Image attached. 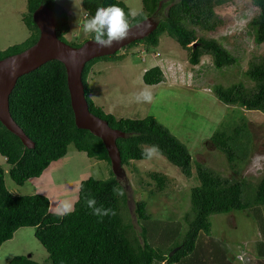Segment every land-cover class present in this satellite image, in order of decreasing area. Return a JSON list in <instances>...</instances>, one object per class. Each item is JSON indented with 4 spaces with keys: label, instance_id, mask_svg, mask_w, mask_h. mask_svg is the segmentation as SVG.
Instances as JSON below:
<instances>
[{
    "label": "trees",
    "instance_id": "1",
    "mask_svg": "<svg viewBox=\"0 0 264 264\" xmlns=\"http://www.w3.org/2000/svg\"><path fill=\"white\" fill-rule=\"evenodd\" d=\"M141 1V15L135 19L129 17L130 24L147 16L155 18L164 5L168 7L157 19V27L143 39L137 40L138 43H143L147 48L157 46L160 35L166 33L187 51V60L193 66L199 64L203 55L211 57L216 70L237 64L238 57L221 42L197 35L199 30H215L221 21L214 15L215 7L233 0H175L171 4H166L167 0ZM252 3L258 11L249 20L248 33L257 44H264V0H252ZM40 4L56 13V35L59 39L75 47L92 39L87 34L79 41L74 33L76 41H66L65 35L71 27L67 10L55 0H26L22 20L30 35L23 42L0 50V59L24 50L37 40L39 31L32 19V12ZM109 5H118L125 13L129 12L123 0H84L82 11L90 16L95 14L98 7ZM122 56L115 53L85 64L82 81L90 112L125 133L124 137L116 139L122 166L129 165L132 160L145 159L142 157L145 146L158 145L161 154L184 176L190 177L192 158L188 149L152 115L140 119H116L90 98L92 88L88 81L94 74L93 65L100 60L119 61ZM245 76L252 85L246 86L244 82L214 85L215 95L226 103H239L247 110L264 113V55L257 61L249 62ZM163 79L162 70L157 65L144 70L142 74V81L146 85H156ZM9 111L34 146H25L0 122V155L8 164L7 171L0 164V246L11 239L20 227H33L35 238L47 252L46 262L49 264H208L205 253L215 245L205 243L200 235H209L210 215L237 210L246 211L257 224L261 239L254 242L252 254L258 260L264 259V174L257 181L250 182L245 178L238 179L235 176L237 169L233 176L224 177L197 162L195 177L198 184L190 189V212L187 210L183 214L182 221L172 219L162 227L163 223L161 226L151 224L152 218L146 213V204L140 200L136 202L137 222L144 226L139 233L126 214L125 190L111 169L105 179L88 177L81 180L74 202L75 210L60 218L52 214L46 195L11 194L5 186V173L21 186L29 178L40 177L52 161L65 156L70 144L88 157L105 161L111 167L102 140L75 124L64 65L58 60H50L20 76L9 95ZM251 141L250 130L242 124L220 127L206 142L222 152L229 163L239 165L245 161ZM149 176L154 179L157 189L164 187L163 175L150 173ZM113 187L122 189L124 195L116 196ZM86 196L95 197L97 206L114 209L116 215L102 218L93 215L92 209L85 203ZM145 233L150 237L146 238ZM153 238L160 245H155ZM173 248H177L176 251L168 256ZM227 253L228 250L215 248L213 258L223 264H231ZM6 264L41 263L29 255H15Z\"/></svg>",
    "mask_w": 264,
    "mask_h": 264
},
{
    "label": "rangeland",
    "instance_id": "2",
    "mask_svg": "<svg viewBox=\"0 0 264 264\" xmlns=\"http://www.w3.org/2000/svg\"><path fill=\"white\" fill-rule=\"evenodd\" d=\"M55 1L67 10L70 19L71 27L65 40L76 41V35L79 41L86 37L79 23L82 24L84 20L82 8L76 12L72 0ZM123 1L129 10H142L141 0ZM174 1L167 0L166 4ZM167 7L164 5L161 12L155 15L156 20L165 13ZM25 10L26 0H0V50L23 42L30 35L22 20ZM257 11L252 0L224 3L215 7L214 15L221 20L215 30L197 32L198 36L218 40L238 57L237 64L222 70L214 68L209 55H203L198 65H191L187 60V51L166 33L160 35L157 46L147 48L143 43L129 44L121 60H100L93 65L94 74L88 83L95 105L103 107L106 113L118 119H140L152 115L186 146L192 158L190 177L184 176L162 154L151 160H132L129 165H123L117 178L125 190L126 214L139 233L144 226L137 222L136 202L140 200L146 204V213L152 218L151 224L161 226L163 223L162 227L172 219L182 221L183 214L187 210L190 212V189L198 184L195 177L197 162L224 177L233 176L237 169L235 176L250 182L257 181L264 174V113L247 110L239 103H226L213 91V86L219 84L226 86L244 82L246 86L252 85L245 76V70L250 61H257L264 55V44H257L248 33L249 20L256 16ZM140 45L146 50L142 60L131 57V52ZM156 52L160 55L156 56ZM169 60H172L173 65L168 64ZM156 65H162L163 81L156 85H145L142 81L144 70ZM144 88L152 93L153 100L150 103L137 102L135 99V94ZM242 124L250 130L252 141L246 151L245 161L236 165L229 163L222 152L206 141L220 127ZM0 164L8 170L2 155ZM110 170L107 162L90 158L70 144L65 156L52 161L40 177L29 178L20 186L6 172L5 186L13 195H46L50 207H53L62 200L74 203L81 180L88 177L105 179ZM150 173L164 176L165 183L161 190L155 186ZM150 191L154 193L150 194ZM252 218L246 211L237 210L210 215V233L208 236L205 233L200 235L202 241L215 245L205 253L208 264H223L213 258L215 248L228 250L231 264H264V259L258 260L252 254L254 242L261 239ZM145 237L150 236L145 233ZM153 243L160 245L155 238ZM15 255H29L41 264H49L46 262L47 252L35 238L33 227H20L11 239L0 246V264H6Z\"/></svg>",
    "mask_w": 264,
    "mask_h": 264
},
{
    "label": "water",
    "instance_id": "3",
    "mask_svg": "<svg viewBox=\"0 0 264 264\" xmlns=\"http://www.w3.org/2000/svg\"><path fill=\"white\" fill-rule=\"evenodd\" d=\"M32 19L39 31L37 40L24 50L0 59V122L18 136L25 146L29 148L34 146V142L11 116L9 95L20 76L47 61L58 60L65 67L66 83L76 126L90 131L102 140L110 158L112 172L115 176H119L122 166L116 139L124 137L125 133L112 128L106 120L89 111L82 70L91 59L111 55L121 47L144 38L157 27V20L147 16L130 25L128 38L114 43L111 48H99L92 39L86 40L77 47L59 39L56 35L57 15L44 4H40L32 12ZM176 249L173 248L168 256H171Z\"/></svg>",
    "mask_w": 264,
    "mask_h": 264
},
{
    "label": "clouds",
    "instance_id": "4",
    "mask_svg": "<svg viewBox=\"0 0 264 264\" xmlns=\"http://www.w3.org/2000/svg\"><path fill=\"white\" fill-rule=\"evenodd\" d=\"M72 2H73V7L76 10V12L78 11L79 8H83L84 0H72ZM82 15L84 19L82 21V24L79 21L80 25L82 26V31L86 34H90L92 41L99 48H111L114 45V43H119L122 40L128 38L130 34V25H132L129 23V17H131L132 19H135V17H137L138 15H141V10L132 8L129 10L128 13H125V11L118 5H109V6L98 7L94 15L89 16L83 11H82ZM134 42L138 44L137 40ZM132 43H129V44H132ZM128 45L121 47L119 49V50L122 49V51L120 52V55L126 54V50L129 47ZM141 46L142 45H140L138 49H136L135 51L131 52V57L134 56L138 59L139 58H141V60L143 59L144 56H142V54H144L146 50ZM119 50H117L115 53H117ZM155 55L158 56L160 54L159 52H156ZM159 67L163 69L162 65H160ZM91 94L92 92L90 93V98H91ZM135 99L137 102L150 103L153 100V96L150 90H148L147 88H144L135 94ZM160 154H161V150L158 145L146 146L142 149V157L145 159L151 160L153 158L159 157ZM113 193L116 196H121V197L124 195V191L118 187H113ZM85 203L88 208L92 209V213L95 216L102 218L108 215H113V216L116 215V212L114 209L105 208L103 207V205L97 206L95 197L86 196ZM74 210H75L74 203L71 202L70 200H62L59 203L54 204V206L51 209L52 214L60 218H63L64 216L71 214Z\"/></svg>",
    "mask_w": 264,
    "mask_h": 264
},
{
    "label": "crops",
    "instance_id": "5",
    "mask_svg": "<svg viewBox=\"0 0 264 264\" xmlns=\"http://www.w3.org/2000/svg\"><path fill=\"white\" fill-rule=\"evenodd\" d=\"M170 63L173 65V63H172V60H169L168 61V64L170 65ZM73 200H75V198L73 197ZM52 208V207H51Z\"/></svg>",
    "mask_w": 264,
    "mask_h": 264
}]
</instances>
